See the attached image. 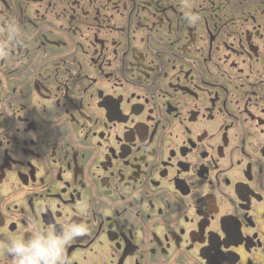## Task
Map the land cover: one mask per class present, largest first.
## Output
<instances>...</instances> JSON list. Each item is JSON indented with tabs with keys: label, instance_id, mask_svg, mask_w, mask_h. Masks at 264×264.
I'll return each mask as SVG.
<instances>
[{
	"label": "flooded vegetation",
	"instance_id": "obj_1",
	"mask_svg": "<svg viewBox=\"0 0 264 264\" xmlns=\"http://www.w3.org/2000/svg\"><path fill=\"white\" fill-rule=\"evenodd\" d=\"M0 49V241L264 264V0H0Z\"/></svg>",
	"mask_w": 264,
	"mask_h": 264
},
{
	"label": "clouds",
	"instance_id": "obj_2",
	"mask_svg": "<svg viewBox=\"0 0 264 264\" xmlns=\"http://www.w3.org/2000/svg\"><path fill=\"white\" fill-rule=\"evenodd\" d=\"M4 55L6 50L0 49ZM88 230L79 222L62 226L59 232L34 225L27 236L10 235L0 241V255L11 258L12 264H69L67 247Z\"/></svg>",
	"mask_w": 264,
	"mask_h": 264
}]
</instances>
